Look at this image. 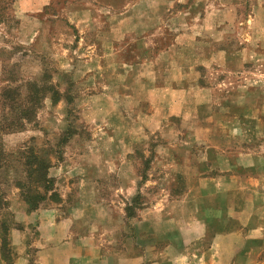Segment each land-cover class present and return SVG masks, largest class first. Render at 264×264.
<instances>
[{
  "label": "crops",
  "instance_id": "1",
  "mask_svg": "<svg viewBox=\"0 0 264 264\" xmlns=\"http://www.w3.org/2000/svg\"><path fill=\"white\" fill-rule=\"evenodd\" d=\"M18 1L21 12L36 14L49 6L52 0ZM198 1L200 0L193 2L135 0L131 5L117 11L114 9L109 11L112 12L111 17L103 24L96 22L99 21L96 10L88 7L75 10L77 20L80 16L88 18L85 25L80 22L75 25L81 34L85 33L80 41L89 49L86 50V54L79 57L80 61L92 68L83 77L89 80L92 78L107 80L109 70L106 65L116 63L120 65L115 77L118 82L116 79L113 83L110 78V83H103L104 91L99 87L96 92H90L93 97L91 110L96 113L91 121L94 122L95 119V123L92 124L97 131L92 142L97 147L95 146V150L88 155L79 154L75 166L61 168L64 173L74 175L78 182L77 188L75 184L69 185V190L60 195L59 203L42 204L36 212L30 213L23 206L24 212L15 216L17 225L9 234L10 247L15 253L12 264H104L108 240L124 237L128 223L133 221L148 224L151 228L161 227V232H166L164 238L169 239L175 233L170 226L177 218L176 215L166 216L168 207L182 208L187 207L189 203L199 207L205 206L207 185L217 194L214 204L216 213L220 205L236 206V201L239 203L246 201L243 200V195L248 192L253 193V196L251 200L248 199L247 204L255 205L254 192L258 189L244 185L242 174H249L254 166L256 155L255 152L251 153V148L256 145L253 144L257 142L264 144V139L258 141L255 136L254 123L251 124L252 118L248 116L243 118L236 113L240 105L238 103L241 94L240 83L233 85L219 80L211 86L204 80V76L217 80L223 79L224 76L231 80L234 77L247 80L255 78V71L248 69L247 72L241 73L239 70H233L229 65L240 66L247 63L254 66L256 63H264V57L258 54L259 47L264 45L256 42L257 33H264V22H258L259 19L261 21V16L264 19V8H256V3L252 2L253 6L247 13L248 17L238 20V3L225 5L222 0H205L206 7L203 11L196 12L194 9L200 3H197ZM225 10H231L232 18L237 21H234V25L228 23L226 29L237 34L238 41L234 43L239 49L233 42L229 45L225 43L228 33L223 28L226 24V18H223ZM245 22L249 27L248 32L241 27ZM161 30L176 32L169 48L151 57L136 56V61L131 63L129 70L128 68L123 72L121 70V67L125 68L127 63L121 55L122 52H109L105 55L99 52L101 43L103 47L104 45L110 47L114 42H119V50L122 46L127 47L133 43L143 45L138 37L146 40L144 45L147 48L155 49L159 43ZM88 32L97 35L93 42L85 38ZM104 32H109L107 34L110 38L103 40L99 37ZM206 33L212 35L210 42H205ZM132 34H135L136 40L129 44L126 38ZM244 40H247L245 41L247 43H244ZM210 45L215 46V50L210 54L206 52L207 49L202 52V47L206 48ZM161 58L164 61L162 66H160ZM214 61H216L215 66L222 70L207 72L203 76L201 74L203 68L208 69L205 63L212 66ZM95 62L103 64L102 68L98 70L93 68ZM129 71L134 74H128ZM262 74L258 73L257 77H262ZM128 79H133L135 82L130 88H126L129 86ZM250 83H246L247 87L242 86V95L246 94L249 98L247 106L250 105V100L252 101L249 95L254 91ZM122 84L124 86H120ZM113 93L117 94L119 108L114 109L110 105V109L115 111L101 124L99 114L109 109L105 106L106 100L103 98V102L99 103V99L103 95ZM129 112H134V115H130ZM134 130H143L146 136L137 137L132 132ZM148 130L151 131V136H148ZM154 134L157 142L158 137L161 142L154 149L153 158L156 161L152 163L154 171L147 173L146 177L139 175L135 180H130V175L137 176V170L131 166L132 155L137 145L153 138ZM201 145V149L204 150L201 158L206 161L204 163L194 153V150ZM84 161L88 163L85 164ZM207 167L215 171L213 177H206V173L202 172L201 168ZM156 170L169 176V191L162 190L165 195L161 199L150 200L147 205L142 204L143 208L139 207L135 215H129L127 206L130 197L141 195L149 198L150 189L157 190L154 187L157 185L154 179ZM114 176L119 178L117 186L108 185L99 188L101 180ZM260 189L263 190L264 186ZM105 190L107 193L112 191L110 196H117L118 199H108L109 195ZM170 191L179 192L178 201L171 200L173 197L170 198ZM229 194H232V200L221 201L224 195ZM199 196L204 201L195 203ZM70 199H73L71 211L65 208ZM215 219L217 222H223L221 228L223 231L225 224L230 222V218ZM211 220L207 218L203 222L208 223ZM161 232L153 231L146 234H151L153 239H159ZM188 249L185 248L182 254H189ZM216 251L215 248H211L189 255L197 257L198 261H194L193 264H208L207 257L212 253L216 256L218 253ZM164 253L169 254L170 250ZM138 254L142 259L140 264H158L152 260L156 258L154 256L161 254V251L159 247L151 246L138 249ZM144 256H153V258L145 261ZM0 262L6 264L2 259Z\"/></svg>",
  "mask_w": 264,
  "mask_h": 264
},
{
  "label": "rangeland",
  "instance_id": "2",
  "mask_svg": "<svg viewBox=\"0 0 264 264\" xmlns=\"http://www.w3.org/2000/svg\"><path fill=\"white\" fill-rule=\"evenodd\" d=\"M134 1L52 0L50 5L41 12L25 14L19 10L18 0H0V128H5L0 129V187L7 200V208L0 212V221L11 225V229L17 225L15 216L24 212L23 206L26 208V204L21 198L20 190L16 187L18 182L22 181L25 176V168L23 166L25 156L34 152L33 154L36 156L41 155L44 159L49 160L51 167L48 175L49 179L54 183V192L57 197L54 199L48 197L49 199L42 204L59 203L60 195L65 194L69 190V185L75 184V188H77L78 183L74 175L64 173L61 168L63 166H75V161L78 160L79 154L88 155L92 150H95L94 147L96 145L92 142V138L97 131H95L92 124L95 123V119L94 122L91 120L96 113L91 110L93 97L90 92H96L95 90L99 87L102 90L105 87L103 85L104 82L110 83L112 79L113 83H115L117 79L115 77L120 65L116 63L106 65L109 70L107 80L102 78H99L100 80H94L93 78L89 80L83 77L92 68L80 61L79 57L86 54V50L89 49L84 47V44L80 41L85 33L81 34L75 25L78 22L85 25L88 18L80 16L77 20L74 13L75 10L83 7L92 8L99 15V21L96 22L103 24L107 23L108 18L111 17L110 14L112 12L109 11L113 9L117 11L122 7L131 5ZM190 1L193 2L194 0ZM252 2L256 3V8H264V0H222L225 5L238 3V20H244L248 17L247 13L253 6ZM197 3L199 4L194 11H203L206 7L205 0H200ZM261 10L263 12V9ZM223 18H226V24H224L223 28L225 32H228L225 43L228 45L232 42L234 43V41L237 43V34L235 32L231 33V30L226 29L228 23L234 25V21L237 22L232 18L231 10H225ZM258 22H264L262 16L261 21L259 19ZM245 25L242 24L241 27L248 32L249 27L246 22ZM107 33L109 32H104L99 37L103 40L110 38ZM175 33L161 30L159 43L155 49L152 47L147 48L144 45L146 40H141L138 37L143 45L133 43V45L127 47L122 46V49L119 50V42H114L110 47L106 45L103 47V43H101L99 52L101 55L109 52H122L121 55L127 61L125 68L122 66L123 64L121 65L123 72L127 68L128 70L130 69L131 63L136 61V56L151 57L168 49L173 42ZM243 34L245 35V32ZM85 38L87 41L93 42L97 35L93 32H88ZM135 38V34L129 35L126 38V42L130 44L131 41L134 42L136 40ZM211 38V34L206 33L204 35L205 42H210ZM256 38L258 44L264 45L263 32L257 33ZM245 41L247 40H244V43H247ZM235 46L239 49L237 44ZM240 47H242L241 44ZM173 49L175 50V48ZM213 50H215V46L212 45L206 48L202 47V52L206 51L208 54ZM258 51L260 52L258 54L264 57V47H259ZM160 62V66H162V62H164L162 58ZM205 64L208 69L203 68L201 71L203 76L207 72L222 70L220 67L215 66L216 61L213 62L212 66L209 63ZM102 66L103 64L99 62H95L92 65L97 70L101 69ZM230 66L233 70H239L241 73L247 72L248 69L253 70L255 71V78L250 77L252 79L247 80L245 78L235 79L234 77L231 80V78L224 76L223 79L217 80L204 76V80L209 82L211 86L215 84V81L219 80L227 82V84L233 83V85L240 83L241 94L238 102L240 105L236 113L243 118L245 116L252 118L251 124L254 123L255 136L258 141H262L264 139V63H256L254 66L247 63L240 66L231 64ZM223 69L226 70L225 68ZM258 73H263L262 77H257ZM128 74L134 73L129 71ZM128 80L129 86L126 88H130L135 83L133 79ZM249 82H251L250 85H253L254 91L249 95L252 101L250 100V105L247 106L249 98L246 94L242 95V90L243 87H247L246 83ZM127 90L129 91V89ZM103 98L106 100L105 106L109 110H103L100 114L98 113L99 116L97 114L101 124L106 117H111L115 111L110 109V105L114 109L119 108L117 107L119 99L116 93L103 95L99 99V103L103 102ZM129 114L134 115V112H129ZM25 118L28 119L26 120ZM8 126L12 127L7 129ZM130 129L128 128V130ZM98 131L102 133L101 130ZM132 132L137 137L146 136L143 130H134ZM148 132V136H151V131L148 130ZM159 132L157 134L160 137ZM159 137L157 142L154 134L153 138L137 145L131 160V166H134V169L137 170V176L136 174L130 175V180H135L139 175L146 177L147 173L150 174L154 171V166L152 165L153 162H156L153 158L155 156L154 149L156 145L161 143L159 142ZM253 146L255 147L251 148V153L255 152L256 155L254 166L250 169L249 174L242 172V179H244L242 183L259 190L261 186H264V144L257 142ZM201 147L202 145L197 147L194 153L204 163L206 161L201 158L204 150ZM84 162L85 164L88 163L87 161ZM201 170L206 173V177H213L216 174L211 167L201 168ZM168 177L156 170L154 179L157 181V185L154 187L157 190L153 191L150 189L148 192L149 198L141 195L130 197L127 206L128 214L135 215L142 204L147 205L150 200L161 199L165 195L163 191L165 189L169 191ZM107 178L99 182L100 189L108 187V185L113 187L119 184L118 177ZM102 184H105V186H102ZM206 188V193L208 194H205L206 198L204 197L206 199L205 206L199 207L189 203L187 207L184 206L182 208L168 207L165 212L166 216L168 214L170 217L176 215L177 218L176 222L170 226V229L175 231L171 238H164L166 232H161V227L151 228L148 224L133 221L128 223L126 232L124 231L126 233L124 237L108 240L107 253L103 263L140 264L142 259L139 256L140 254H138V249L142 250L147 247L157 246L161 254L154 256L156 258L152 261L158 264H187L189 262L193 264L194 261H198L197 257L189 254L207 251L211 248H215L218 253L216 256H214L215 253H212L207 257L208 264H264V189L254 192L255 205L247 204L249 203L248 199L251 200V196H253V193L248 192L243 195V200L246 201H240V203L236 201V206L223 207V205H220V207H217L219 210L216 213L217 209L214 204L217 200V194L213 192L211 186L207 185ZM105 193H107L106 190ZM111 193L112 191H108V199H118L117 196H110ZM89 194L92 195L93 193ZM198 195L199 193H197ZM240 195L242 196V193ZM84 196H87V192ZM179 197V192L170 191L171 200L175 199L178 201ZM231 197L232 194L224 195V198L221 197V201L232 200ZM80 198L82 199L83 196ZM56 199L58 201H55ZM201 201L204 200L199 196L195 203H200ZM72 202L73 199L67 201L65 208L71 211ZM186 202L188 203V201ZM243 202L245 203L243 204ZM207 218L208 220L212 219L211 222H203ZM215 218L222 220L223 218H230V222L225 224L224 231L221 230L224 225L223 222H217ZM190 220L191 223H189ZM167 229L169 230L168 227ZM153 231L156 233L161 232L159 239H153L151 234H146ZM9 240L11 241V239ZM185 248H189V254H182ZM166 250H170V253H164ZM7 256H9L10 260H14L15 253L12 249L11 254ZM144 257L145 261L153 258V256ZM0 264H3V262H0Z\"/></svg>",
  "mask_w": 264,
  "mask_h": 264
},
{
  "label": "trees",
  "instance_id": "3",
  "mask_svg": "<svg viewBox=\"0 0 264 264\" xmlns=\"http://www.w3.org/2000/svg\"><path fill=\"white\" fill-rule=\"evenodd\" d=\"M25 119L27 120L28 118ZM11 127L12 126H8L7 129H10ZM0 129L5 128L3 127ZM33 153L34 152L29 154L28 156H25V160L23 163V166L25 168V176L24 179L22 181H19L16 186L20 190L21 198L26 204V209L29 213L36 211L39 206L47 200L48 197H50L51 199L57 197V194L54 192V183L51 179H49L48 175L51 163L49 162V160L44 159L43 156H36ZM55 201H58V199H56ZM5 208H7V200L5 199L4 192L0 187V212L5 210ZM11 227L12 226L7 224L6 222L0 221V254L1 259L6 264H12L13 262V260H10L9 256H7L8 254H11L9 240Z\"/></svg>",
  "mask_w": 264,
  "mask_h": 264
}]
</instances>
